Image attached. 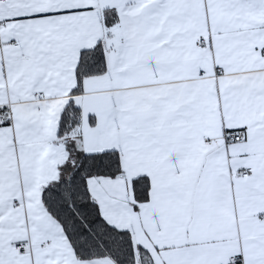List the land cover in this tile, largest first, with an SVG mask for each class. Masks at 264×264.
I'll use <instances>...</instances> for the list:
<instances>
[{
    "label": "snow or ice",
    "instance_id": "obj_1",
    "mask_svg": "<svg viewBox=\"0 0 264 264\" xmlns=\"http://www.w3.org/2000/svg\"><path fill=\"white\" fill-rule=\"evenodd\" d=\"M0 264H264V0H0Z\"/></svg>",
    "mask_w": 264,
    "mask_h": 264
}]
</instances>
